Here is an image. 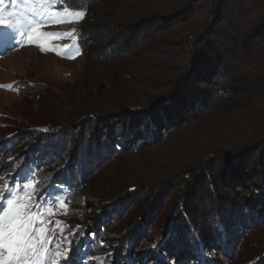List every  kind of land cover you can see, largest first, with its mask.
<instances>
[{
    "label": "trees",
    "instance_id": "trees-1",
    "mask_svg": "<svg viewBox=\"0 0 264 264\" xmlns=\"http://www.w3.org/2000/svg\"><path fill=\"white\" fill-rule=\"evenodd\" d=\"M59 9L84 13L76 41L91 59L79 87L119 72L123 90L78 105L75 88L36 100L15 85L19 126L0 142L7 174L66 195V233L91 264H110L113 249L122 264H264V0ZM103 35L112 39L99 46ZM249 181L257 190L245 196Z\"/></svg>",
    "mask_w": 264,
    "mask_h": 264
},
{
    "label": "rangeland",
    "instance_id": "rangeland-1",
    "mask_svg": "<svg viewBox=\"0 0 264 264\" xmlns=\"http://www.w3.org/2000/svg\"><path fill=\"white\" fill-rule=\"evenodd\" d=\"M18 2L34 4L39 14H33L25 8L13 7L11 0H5L4 15L8 17V14L12 13L10 19L19 31L24 32V36L16 35L14 40L5 43L3 36L6 30L0 27V142L9 135L12 125L19 126L14 109L22 105V97L18 95L15 85L20 86L25 83L27 95H30V98L35 96L36 100L39 98L37 94H42L43 91H47L50 96L52 94L58 96L56 94L58 85L72 90L75 88L69 91L79 102L78 105H82L83 100L94 97L101 103L105 100H113L118 98L123 90L119 82L121 81L119 72L112 81L102 79L90 90L79 87L83 80L85 63L91 59L90 55L86 56L80 52L76 41L77 29L83 24L84 15L79 17L77 15L79 12L59 9L61 0H18ZM87 23L91 24V20ZM84 25L86 26V22ZM32 28H36L39 35L34 36L30 41L28 33ZM11 34L9 32V35ZM110 39H112L111 35L106 36L104 41L97 44L101 45ZM30 86L33 88L29 91ZM6 161L4 154L3 157L0 154V193L12 192L22 205H28L34 210L36 224L47 231L50 239L46 245L47 254L43 264H64L66 253L72 257L74 264H91L83 259L80 260L81 255L75 250L66 233L68 224L66 195L53 192L44 196L35 189L29 178L16 180L10 177L5 170ZM90 185L92 184L88 181L84 187L82 208L83 217L88 220L89 226H93L99 205L97 206L91 195ZM248 186L245 196L257 190L256 185L251 181L248 182ZM57 252L59 256L56 255ZM117 253L118 249H113L110 264L124 263L123 258Z\"/></svg>",
    "mask_w": 264,
    "mask_h": 264
},
{
    "label": "snow or ice",
    "instance_id": "snow-or-ice-1",
    "mask_svg": "<svg viewBox=\"0 0 264 264\" xmlns=\"http://www.w3.org/2000/svg\"><path fill=\"white\" fill-rule=\"evenodd\" d=\"M4 4L5 0H0V27L6 30L3 39L8 43L16 35L24 36V32L15 27L10 19L12 13L8 17L4 15ZM11 4L13 7L25 8L33 14H39L34 4L20 3L18 0H11ZM77 15L83 17L84 13L79 12ZM9 32L12 34L9 35ZM36 35H39L38 30L32 28L28 33V40L31 41ZM0 196V264H43L50 238L45 228L36 224L34 210L28 205H22L12 192L0 193ZM55 202L53 198V203ZM56 255L59 256V253ZM64 264H74L67 253Z\"/></svg>",
    "mask_w": 264,
    "mask_h": 264
}]
</instances>
